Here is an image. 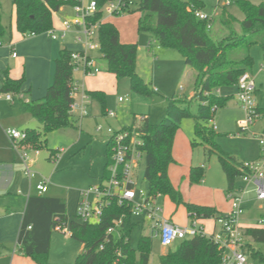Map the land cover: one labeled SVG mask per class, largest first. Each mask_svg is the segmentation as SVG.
I'll return each instance as SVG.
<instances>
[{
    "label": "trees",
    "instance_id": "1",
    "mask_svg": "<svg viewBox=\"0 0 264 264\" xmlns=\"http://www.w3.org/2000/svg\"><path fill=\"white\" fill-rule=\"evenodd\" d=\"M107 0H99L101 6ZM244 13L243 19L222 12L221 22L228 33L221 39H214L208 28V20L196 17L195 11L205 6L203 0H136L131 11L142 13L138 20L139 32H151L162 47L177 50L185 63L193 67L197 75L194 82V96L181 100L171 98L166 115L159 123H153L148 117L139 124L146 163L145 178L149 185V195L167 196L180 206L183 204L191 220L208 219L223 216L215 206L202 205L186 201L180 188L176 187L169 175V167L175 162L173 146L176 133L186 118L194 119L196 138L192 143H201L207 154H217L228 179L227 193L238 190L235 180L247 173L243 162L236 155L222 149L217 133L210 124L213 111L228 104L230 95L218 94L224 86H237L240 76L253 70V45H260L264 58V0L255 3L252 0H236ZM16 8V28L24 35L47 33L54 27L53 16L60 8L72 5L73 0H12ZM3 12L0 1V34L5 33L2 23ZM214 20V18H213ZM90 23H99L98 41L107 70L117 78L127 77L131 90L144 94H153V90L137 69L138 43L123 42L119 28L111 21L104 20L99 11L88 18ZM236 23L241 32H238ZM67 48L60 50L55 59V72L46 95L38 100L23 98L30 114L39 120L42 129L25 130V143H32L36 149L46 146L45 135L58 129L75 127L77 120L71 112L74 86V66L72 54ZM25 82V76L14 79L8 71L2 77V93L19 94ZM99 101L105 112L106 94L103 91H88ZM193 102L198 103L196 112L192 111ZM256 114L264 118V108L257 107ZM134 116L132 125L136 124ZM128 127V126H126ZM264 132V130H263ZM109 147V144H108ZM55 151H51L50 156ZM205 165L193 166L189 173L191 184L203 181ZM107 177V174L104 178ZM133 205H120L111 198L103 209L99 222L88 223L79 220L69 221L67 204L63 198L48 197L43 194L31 195L21 226L18 242L24 254L36 264H53L49 259L51 239L57 230L56 219L68 222L71 237L83 243L77 264H150L153 251V236L142 235L138 246L131 244V234L140 224L132 214ZM122 219L118 239L108 229L115 221ZM245 235L250 238L245 250L253 260L264 262V253L256 249L253 242L264 243V228L248 227ZM222 249L205 234L178 242L176 248H170L159 258L160 264H220Z\"/></svg>",
    "mask_w": 264,
    "mask_h": 264
},
{
    "label": "rangeland",
    "instance_id": "2",
    "mask_svg": "<svg viewBox=\"0 0 264 264\" xmlns=\"http://www.w3.org/2000/svg\"><path fill=\"white\" fill-rule=\"evenodd\" d=\"M2 5L5 33L1 34L0 39L3 43H7L10 39L11 31L15 29V8L12 0H0ZM88 1V0H87ZM204 12L213 16V24L211 36L214 39H221L228 30L221 22L222 12H227L234 15L237 19H243L244 13L238 6L236 0L232 3H226L225 0H203ZM255 3H260L262 0H252ZM69 16H75L73 10L67 7ZM142 13L140 11H129L121 15H107L109 20L113 22L122 32L123 37L138 34V63L137 69L140 75L145 79L147 84L158 91L151 95L131 90L129 79L127 77L115 78L116 82L109 93H106V111H115L117 119H111L109 122L112 126L120 128L121 125L130 124L133 122L134 116L148 115L153 123H159L166 115L167 107L170 99L175 97L181 100L191 99L190 94L194 92V79L197 75L196 70L187 65L183 56L177 50L169 53H178L182 57V61H172L163 63V56L157 47H162L154 34L151 32H139L138 20ZM58 17V14H55ZM238 32L241 28L236 23ZM78 29L74 26L73 30ZM77 34L69 33L65 39H59L57 46L62 43H74ZM151 41L155 47L156 54L151 55L147 47ZM141 47V48H140ZM164 49H168L163 47ZM162 51V50H161ZM60 49L56 56L59 55ZM254 58L253 72L257 84V92L255 95L256 103L259 107H264V70L260 68L264 66L263 50L260 45H253L251 49ZM95 57V67L100 69L99 74L111 73L107 70V62L102 57L100 48H95L92 51ZM55 65V61H54ZM93 76L97 79L99 74ZM87 75L84 68L74 71V81L80 89L86 90L83 83V75ZM218 94L230 95L228 104L223 107H218L213 111L215 118L217 140L222 149L236 155L243 161H255L261 157L262 150L258 134L262 133L264 128V118L257 117L252 128L254 132H245L242 130V121L246 119V111L237 103L238 90L236 86H224L217 90ZM14 101L6 99V93L0 92V158L5 161L13 162V165L19 167V175L11 187V193L0 192V215L5 207L3 202H15L19 197H26L29 192L30 184L33 186V192H36V185L42 177L50 179L48 190L43 193L46 196H55L66 198L67 200V217L71 221L79 220L75 215L78 197L81 191L90 189V187L99 185L101 179L107 171V160L109 147L106 141V131H98L95 117H83L78 119L75 127H66L54 130L45 135L46 146L40 150L39 155L35 154L34 144L26 148L27 152L35 162L32 166L35 172L30 179L24 168L20 166L18 153L12 145L11 140L6 134L8 129H17L21 132L25 131L27 126L42 129V124L38 119L34 118L23 104L25 96L12 94ZM194 96V95H193ZM127 98L125 101H120L119 98ZM80 98V96H79ZM90 109V106H89ZM192 111L196 112L198 103L193 102ZM101 104L96 101L94 104V113L98 116L102 113ZM101 116V115H100ZM99 124L103 127H108L109 123L99 117ZM126 127V126H125ZM179 130V129H178ZM178 132V131H177ZM196 138L194 133V123L192 118H186L180 126L179 133L175 136L174 157L176 163L170 165L171 180L177 184L186 201L210 203L214 206H220L216 198L221 197V200L226 205H230L231 201L227 197L228 179L221 166L217 154L211 156L207 154L205 146L201 143L193 144V139ZM33 147V148H31ZM63 150L57 160L51 158V151ZM16 156V158H14ZM12 157V159H11ZM205 165V175L203 181L191 184L189 181L188 171L192 166ZM139 166L134 169L136 190L143 189L145 193L149 191V185L145 178L146 163L143 158ZM235 187H245L243 194L245 213L241 218V222H246L250 225L260 226L264 228V200H258L255 189V184L247 183L242 176H238L235 180ZM18 190L22 194H18ZM162 204L163 213L171 208L170 202L163 197L160 201ZM217 202V203H214ZM184 205L181 204L180 207ZM185 207V206H184ZM223 207V208H225ZM136 221L140 219L134 218ZM209 230V228H207ZM119 229L115 230L114 236L116 239L120 237ZM142 235H151V226L147 222L140 224L133 230L131 234V244L133 247L138 246V241ZM13 243H0V264H36L34 260L24 254V252ZM178 242L171 246H164L160 239L153 237V251L150 264H160L159 258L165 254L170 248H176ZM256 249L264 253V243L253 242ZM83 250V243L72 238L61 230L53 232L49 259L53 264H77L78 255ZM255 264H264V262L254 260Z\"/></svg>",
    "mask_w": 264,
    "mask_h": 264
},
{
    "label": "built area",
    "instance_id": "3",
    "mask_svg": "<svg viewBox=\"0 0 264 264\" xmlns=\"http://www.w3.org/2000/svg\"><path fill=\"white\" fill-rule=\"evenodd\" d=\"M68 1V0H65ZM226 3H232L234 0H225ZM70 7L75 16L66 18L61 21V27H53L47 33L54 39H65L69 33L77 34L76 40L85 46V51H74L72 54L74 71L81 66L87 75H93L100 71L95 67L93 59L87 54L88 50L99 48L98 28L99 23L93 24L88 21L89 17L94 16L102 11L104 17L107 15H121L131 11L136 7V0H107L103 6L99 4V0H73ZM66 7V6H65ZM195 15L201 20H208V28H212L213 16L203 10H196ZM74 26L78 29L73 30ZM1 43V42H0ZM17 56V53H13ZM264 69V66H263ZM238 101L246 111V119L242 121V130L245 132H254L252 125L258 117L256 114L257 103L256 95V79L252 72H244L238 81ZM73 101L71 103V112L77 117L83 118L90 114L89 105L91 96L87 90L80 89L74 82L72 91ZM80 96V98H79ZM6 99L14 101L12 93L6 94ZM120 101L126 100L124 97L119 98ZM107 116L116 117L115 111H107ZM145 116H140L136 124L128 127L116 129L112 126L103 127L97 125L98 131H106L109 144V162L107 165V177L99 185L90 187V189L81 191L76 207V216L81 222L96 223L99 222L103 209L109 204L111 198L117 199L120 205L128 202L133 205L132 214L140 222H147L151 226V235L158 237L164 246H171L183 239L195 237L205 234L213 239L222 249L220 264H255L254 260L245 250L248 237L245 230L241 226V218L244 214L243 194L245 187L241 186L238 190L227 193V197L231 201V210L219 217L217 220L219 230L208 234L204 227L199 223V219L191 220L187 225H179L163 214L161 205L157 202V197L150 196L143 189L136 190V180L134 177V169L137 168L140 161L144 158V152L141 149L143 140L139 130V124L145 120ZM210 124L214 129L217 128L213 116ZM6 134L12 142L13 147L18 153L20 161L23 165L26 175L31 179L35 172L32 169L34 158L26 151L30 145L24 142L27 138L25 131L21 132L17 129H8ZM262 154L255 161H244L243 167L247 173L242 178L247 183L255 184L257 198L264 200V132L258 134ZM33 148V147H31ZM35 154L39 155L40 150L34 148ZM56 150L51 158L57 160L60 152ZM50 179L42 177L37 184V190L43 194L48 190ZM57 230H61L71 235L68 222L56 219ZM122 219L115 221L107 233H114L120 229Z\"/></svg>",
    "mask_w": 264,
    "mask_h": 264
},
{
    "label": "crops",
    "instance_id": "4",
    "mask_svg": "<svg viewBox=\"0 0 264 264\" xmlns=\"http://www.w3.org/2000/svg\"><path fill=\"white\" fill-rule=\"evenodd\" d=\"M14 6V5H13ZM15 8V6H14ZM67 6L60 8L59 11L54 13L53 16V21H54V27L55 28H60L61 27V21L63 19H66L67 16H69V12ZM69 9H71L69 7ZM72 10V9H71ZM58 14V17H55V14ZM104 20H109L107 16L104 17ZM2 23L4 25V19H2ZM14 31H11L10 39L7 43H3V40L0 39V90L2 88V77L4 71H8L10 77L14 79H19L23 76H25V82L22 86L21 92L18 94L19 96H25L24 99L26 101L28 100H38L43 98L49 86L51 85L54 77V72H55V65L54 61L57 58L56 54L57 51L63 48H67L72 51H85V46L82 43H79L75 41L74 43H62L60 41V45L57 46V40L52 39L48 33H42L38 35H24L20 33L17 28H16V8H15V29ZM120 30V29H119ZM121 35V40L123 42H135L134 40L138 39V34L137 37L134 34H131V36H126L123 37L122 32L120 31ZM1 36V34H0ZM138 43V42H137ZM141 48V47H140ZM158 50H160L161 56H163L162 62L169 63L172 61H182V57L178 55V53H169L172 51H166V50H174V49H164L163 47H157ZM148 51L150 52L151 55L156 54V49L154 46H152L151 41L149 42V47H147ZM95 49H91L87 51V54L95 60V57L92 54V51ZM162 50V51H161ZM16 52L17 56H14L13 53ZM103 57V56H102ZM95 62V61H94ZM261 71H263V67L260 68ZM101 72V70L99 71ZM252 73L254 74L253 70ZM97 74V73H96ZM93 75H83V83L82 85L85 86L87 91H95V90H100L106 93L110 92V89L113 85V82H116L117 76L113 73H106V74H99L97 79H94ZM195 82V79H194ZM237 89V86H236ZM156 91L157 88L155 89ZM220 90V89H219ZM1 92V91H0ZM256 92H257V84H256ZM194 92L190 94V97H193ZM127 100V98H126ZM96 99H93L91 97V103H90V114L88 115L89 117H95L97 125H99V117H102L103 120L107 121L109 123L108 126H112L110 124L111 119H117L118 116L112 118L107 116V111L102 112L100 115H96L94 113V104L96 103ZM125 101V100H124ZM99 102V101H98ZM237 103L240 105L238 98H237ZM24 104V103H23ZM257 105H259L257 103ZM264 108V107H260ZM117 114V113H116ZM145 116V115H143ZM138 117V116H137ZM145 117H148L146 115ZM35 118V117H34ZM76 120L78 121L79 117L75 115ZM150 120V116L148 117ZM215 120V118H214ZM194 123V119H192ZM216 123V121H215ZM132 125V122L130 124H124L121 125L120 128H123L125 126H130ZM38 127V125L36 126ZM36 127H29L27 126L26 129L28 128H36ZM114 127V126H112ZM116 128V127H114ZM25 129V130H26ZM38 129V128H36ZM119 129V128H116ZM253 131L254 128H252ZM180 130V128H179ZM179 130L177 133H179ZM264 128L262 129L263 132ZM108 135L106 134V141H107ZM175 143V140H174ZM108 144V141H107ZM175 145V144H174ZM109 155L110 151H108V160H107V165L109 162ZM37 157V156H36ZM35 157V159H36ZM173 157H174V146H173ZM16 158V156L14 157ZM239 158V157H238ZM12 159V157H11ZM34 159V162H35ZM175 163L176 159L175 158ZM240 159V158H239ZM18 160L20 163L21 168L23 167L20 158L18 156ZM241 160V159H240ZM243 161V160H241ZM204 165V164H202ZM169 167V172H170ZM192 166L190 167L188 171V175L190 173ZM108 173L104 174L103 178L101 179V183L105 179V175ZM19 175V167L16 165H13V162L11 161H5V159L0 158V192L3 193H11L10 189L14 184V181L16 180L17 176ZM170 175V174H169ZM134 177H135V171H134ZM171 179V177H170ZM172 183L179 188L177 184L173 180H171ZM37 186V185H36ZM33 186L30 184V189L26 197H19L15 202H3L2 206L5 207L4 211L1 210L3 214L0 215V243L1 244H6V243H13L16 242L15 244L17 247H20V244L18 242L21 226L24 220L25 212L28 207V200L31 195H38L41 194L37 190V187H35L36 192H33L32 190ZM18 194H22L21 190H18ZM44 195V194H43ZM46 196V195H45ZM48 197H55V196H48ZM162 197L170 202L171 208L166 211L164 214L165 217L169 218L171 221L179 224V225H187L190 223L191 218L188 215V212L186 208L176 206L171 199L167 196H158L157 197V202L161 205V200ZM56 198H62V197H56ZM66 200V198H63ZM79 200V197H78ZM259 200V199H258ZM216 201L220 203V206H215L221 213L226 214L231 210V203L230 205H227V208L225 207L226 205L224 202L221 200V197L216 198ZM194 202V201H192ZM198 204L202 205H210L214 206V204H204V202H195ZM217 203V202H214ZM67 204V200H66ZM78 204V201H77ZM244 206V203H243ZM77 207V205H76ZM225 207V208H223ZM245 209V208H244ZM67 211V210H66ZM245 213V211H244ZM76 215V211H75ZM68 218V217H67ZM199 223L204 227V230L208 234H212L216 231L219 230V224L215 218H208V219H199ZM242 228L245 230L248 227H260V226H255V225H250L247 224L246 222H241ZM209 228V230L207 229ZM52 240V239H51ZM248 240L250 238L248 237ZM20 264V261H19Z\"/></svg>",
    "mask_w": 264,
    "mask_h": 264
}]
</instances>
